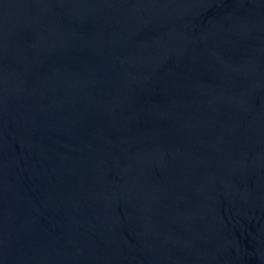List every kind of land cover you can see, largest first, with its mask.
<instances>
[{
    "label": "water",
    "instance_id": "95a60500",
    "mask_svg": "<svg viewBox=\"0 0 264 264\" xmlns=\"http://www.w3.org/2000/svg\"><path fill=\"white\" fill-rule=\"evenodd\" d=\"M0 264H264V0H0Z\"/></svg>",
    "mask_w": 264,
    "mask_h": 264
}]
</instances>
